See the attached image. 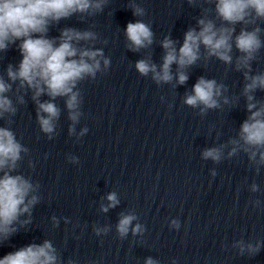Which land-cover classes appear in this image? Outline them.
<instances>
[{
	"label": "clouds",
	"instance_id": "1",
	"mask_svg": "<svg viewBox=\"0 0 264 264\" xmlns=\"http://www.w3.org/2000/svg\"><path fill=\"white\" fill-rule=\"evenodd\" d=\"M190 4L194 0H188ZM214 4L215 19L207 15L197 20V28H189L184 34L182 46L176 48V42L165 37L161 42L165 50L163 62L159 70L150 59L138 60L135 64L136 70L142 76L152 74V79L157 83H169L173 79L171 67L177 65V82L184 84L188 75L184 69L194 65L200 58V50L203 47L207 57H216L225 64H232L233 46L241 53L236 58V70H245L244 78L248 81L244 85L243 95L248 103L247 111L250 115L241 124L239 138L229 141L233 145L228 156L232 157L238 151L248 155L250 162L255 163L257 171L259 166L264 165V103L255 101L254 93L257 89L264 91V73L250 75L251 62L256 59L257 53L264 48V40L261 32L264 31L257 22H264V0H208ZM108 0H0V52L7 51L9 45L16 44L22 59L15 68L9 64L7 67V81L0 76V120L5 115L15 116L18 109L13 100L5 95L12 91L13 84L18 83L17 91L20 89L31 90L32 100L37 106L36 117L40 130L51 139L55 132V121L59 119L60 109L54 103L58 97H64L65 106L68 110V118L73 122L70 126V134L75 131L74 125L82 115L80 107L82 104L81 93L78 84L87 78L95 80L97 73L102 71L101 61L104 69H107L111 61L104 56L103 50L93 47H83L81 42H90L98 39L95 32L91 30H79L67 27L60 31L58 37L49 38L47 33L52 24H58L62 19H68L79 14L84 16H95L102 13ZM134 16L145 15V9L133 3ZM208 11L207 9L205 10ZM221 23L218 26L216 20ZM241 24L238 34L236 25ZM249 25H254L251 29ZM125 35L129 42L128 47L132 51L146 48L153 43V32L148 24L141 20L129 22L125 29ZM222 90H226L223 84H218L215 79L201 77L193 86L192 94L185 97L184 103L190 107L202 105L201 114L208 109L220 107L218 97ZM47 95L50 99L41 102L40 97ZM19 103L25 101L23 96H17ZM224 103H228L225 98ZM259 103V106H258ZM11 123V121H9ZM87 132L83 129L81 135ZM213 147L203 151L205 160L219 163L222 159V149ZM28 149L24 147L9 127H0V239H7L17 229L14 224L19 217L25 213L30 215L31 208L39 202L33 183L23 175H13L17 168V162L22 159L21 154ZM258 157V158H257ZM70 162L78 163L77 157H71ZM215 175V173H213ZM252 190L256 191L254 184ZM30 197V198H29ZM107 206L101 210L107 212L114 208L119 200L116 193L107 196ZM137 217L134 214H121L116 226L121 237L128 234L130 226ZM55 221V217H53ZM29 221H22L21 226ZM175 228L179 222H171ZM107 229H96L97 234ZM135 235L142 231V226L136 224L131 227ZM245 247L240 243L241 254ZM249 253H257L259 245H247ZM0 264H58L56 249L50 241L45 240L43 244H30L14 252L6 254L0 259ZM69 264L73 262L69 261ZM145 264H158L152 258H147Z\"/></svg>",
	"mask_w": 264,
	"mask_h": 264
}]
</instances>
